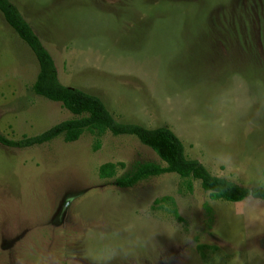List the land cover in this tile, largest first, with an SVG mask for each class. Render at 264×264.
Wrapping results in <instances>:
<instances>
[{"label":"rangeland","instance_id":"374dc122","mask_svg":"<svg viewBox=\"0 0 264 264\" xmlns=\"http://www.w3.org/2000/svg\"><path fill=\"white\" fill-rule=\"evenodd\" d=\"M51 53L65 85L99 96L115 119L167 126L187 157L246 186L264 172V0H11ZM38 63L0 12V132L38 133L74 116L31 85ZM85 131L38 145L0 144V264H88L83 238L126 225L148 242L136 264H264V208L231 214L175 172L131 187L115 178L140 161L164 164L130 134ZM122 162L102 178L104 162ZM170 195L169 206L154 204ZM207 203L210 210L204 207ZM178 229L175 237L166 230ZM191 232L192 248L183 237ZM258 257L248 261V254ZM113 264H120L114 261Z\"/></svg>","mask_w":264,"mask_h":264},{"label":"trees","instance_id":"16d2710c","mask_svg":"<svg viewBox=\"0 0 264 264\" xmlns=\"http://www.w3.org/2000/svg\"><path fill=\"white\" fill-rule=\"evenodd\" d=\"M0 12L36 57L38 71L31 85L33 92L49 100L60 102L74 115L38 133L22 135L19 138L8 137L0 132V144L11 148H24L57 137H61L65 142H72L88 131L97 137L93 145V148L97 149L100 145L99 137L105 132L113 135L130 134L153 149L164 164L155 161L137 162L130 171L115 178L117 186L131 187L150 176L175 172L183 179L188 190L192 189V179L199 180L201 188L207 191L212 199L235 201L245 195V186L222 176L216 178L218 175L212 174L198 159L187 157L182 141L169 127H146L137 122L119 121L114 118L99 96L60 82L51 53L16 4L11 0H0ZM118 165L122 166L123 163L111 161L101 163L98 167L99 176L102 178L114 176ZM162 203L170 207L169 210L176 218H180L172 196L164 195L154 199L155 205L161 206ZM204 207L211 209L207 203Z\"/></svg>","mask_w":264,"mask_h":264},{"label":"clouds","instance_id":"9594fccd","mask_svg":"<svg viewBox=\"0 0 264 264\" xmlns=\"http://www.w3.org/2000/svg\"><path fill=\"white\" fill-rule=\"evenodd\" d=\"M200 163L207 169L204 161L201 160ZM216 178L220 177L217 176ZM244 189L245 195L232 202L231 214L238 219L255 222L260 219L259 210L264 208V176L249 181ZM166 231L170 237H175L178 229ZM133 232L134 228L131 225H126L120 230L112 232L94 231L83 238L85 247L81 255L84 260L88 261V264H113L114 261H119L120 264H136L140 254L146 251L148 242L134 238ZM183 239L192 248L196 245L190 231ZM257 257L256 254L249 253L248 261ZM15 259L16 264H24L21 255L17 254ZM36 264H60V262L54 257H42Z\"/></svg>","mask_w":264,"mask_h":264}]
</instances>
